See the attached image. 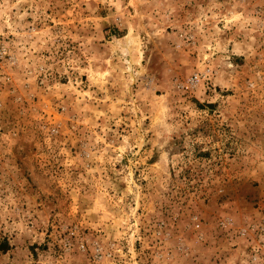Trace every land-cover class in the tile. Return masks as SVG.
<instances>
[{
	"label": "rangeland",
	"instance_id": "obj_1",
	"mask_svg": "<svg viewBox=\"0 0 264 264\" xmlns=\"http://www.w3.org/2000/svg\"><path fill=\"white\" fill-rule=\"evenodd\" d=\"M0 264H264V0H0Z\"/></svg>",
	"mask_w": 264,
	"mask_h": 264
}]
</instances>
